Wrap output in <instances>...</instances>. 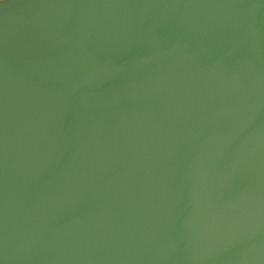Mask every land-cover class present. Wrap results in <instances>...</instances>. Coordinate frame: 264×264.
Returning a JSON list of instances; mask_svg holds the SVG:
<instances>
[{
    "label": "water",
    "instance_id": "water-1",
    "mask_svg": "<svg viewBox=\"0 0 264 264\" xmlns=\"http://www.w3.org/2000/svg\"><path fill=\"white\" fill-rule=\"evenodd\" d=\"M0 264H264V0H0Z\"/></svg>",
    "mask_w": 264,
    "mask_h": 264
}]
</instances>
